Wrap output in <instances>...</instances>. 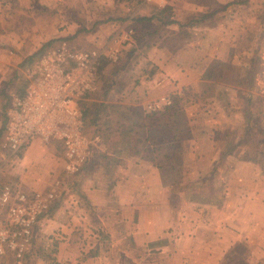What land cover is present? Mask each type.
<instances>
[{
  "label": "crops",
  "instance_id": "0c3cea01",
  "mask_svg": "<svg viewBox=\"0 0 264 264\" xmlns=\"http://www.w3.org/2000/svg\"><path fill=\"white\" fill-rule=\"evenodd\" d=\"M164 1L165 5L163 6L165 7L161 9L160 0H153L152 3L143 5H138L140 1L137 0H77L81 9L85 4L93 5V11L84 20L71 19L57 13L52 15L53 17L58 15L62 21V25L53 34L56 37L52 36V39L56 41L52 42V45L67 42L74 48H81L82 44L92 45L94 42L98 43L99 40H101L100 43L103 41L101 47L78 50L104 47L109 37L121 24L130 22L135 30L134 46L132 45L131 50L127 49L129 52L126 62L121 51L119 64H105L101 73L100 90L102 93L98 99L102 103L104 114L100 112L98 116L109 117L111 125L116 123L121 127L130 126V130H133L136 138V134L143 130L148 137L145 119L149 114L160 113L158 111L149 113L147 109L149 105L162 98H172L180 94L178 91H183L187 87L209 83L203 79L209 65L203 63L202 56L199 60L194 61L184 59L186 51L203 52V49L189 48L184 45L173 49L171 45L173 41L168 40L170 35H175L177 30L186 31L188 27L184 26L183 19L186 15V20L189 19L190 15L186 11L195 5L194 1ZM218 1L221 5L230 2ZM18 3L22 6L21 10L29 15L34 11L33 8V11L28 10L31 9L28 7L30 5H38L43 7L42 9L48 10L61 5L62 0H25V2L0 0V23L3 22L5 16H15V8L18 7ZM7 6L10 8H6ZM165 9H169L171 12L169 20L172 23L170 24H165L159 19L160 13ZM38 12L34 13L35 16H41L42 19L53 18L51 15H47L48 13L36 15ZM90 23L92 24L90 25ZM80 28H86L88 31L80 35L82 38L79 37L80 39L76 42H69V39L77 35ZM38 36L45 35L39 32ZM11 37V31L0 34V38L6 43L12 42ZM47 42L48 40L44 41V43ZM22 44H20L21 47ZM41 45L36 44L31 50H36V47ZM20 49H24V45ZM20 51H9V53L14 56L13 53ZM9 58L13 62L18 61V57ZM204 59L207 58L204 57ZM220 61L227 62L224 58H221ZM1 63L3 62H0V65ZM8 65H10L7 68L9 70L17 68L13 63ZM5 78L3 76L1 80ZM26 80L28 82L27 78ZM25 90L23 89L20 95H23ZM9 105L10 102L6 109ZM198 106L199 104L196 103L191 107L185 105L184 126L180 128L179 125L176 126L177 130L175 129L176 134L183 132L187 135V139L183 141L185 144H182L184 174L180 179L183 185L180 189H173L167 182V169L164 167V162L160 163L156 160L150 141L138 146H135V143L131 144L137 148L135 153H132L133 150L131 151L129 145L128 147L126 145L119 147L113 144L108 148L106 146L107 149L103 154L97 150L94 154L93 150L92 156L85 164L86 166L90 162L92 165L90 167L93 169L91 172L86 171L88 173L79 179L77 193L81 196L79 195L80 201L76 200L77 203H80L78 204L79 210L83 209V205H85V209H88L85 214L87 217L90 216L89 221L92 225L101 223L103 236L99 240L96 239L95 243L92 242L93 247H96V243H100L101 240L104 239L103 243L107 240L106 235L108 236L107 233L111 229L108 220L110 215L114 216L113 214L116 212L121 219L120 223L125 224V228L129 229V241L137 250L149 256L152 254L161 256L167 250L166 257L171 261L176 259L177 264H216L224 256L222 251L216 250L218 246L233 245L230 238L228 241L222 239L223 236L230 237L231 234L228 231L235 234L236 241L239 237L244 238V236L247 238L264 237V172L260 162L253 161L245 155L248 146L243 142L244 129L241 123V119L245 117L244 113L237 108L235 142H233L235 156H233L234 151L231 153L232 155H225L227 157L223 160H227L225 165L221 161L223 152L220 145L224 142L227 143V138L225 137L223 140L224 136L221 132L224 123L229 124L228 127L231 128V125L234 124L233 117H229L228 113L225 116L221 112L219 116L215 113L211 116L204 113V107L200 108V106L195 111ZM116 119L118 120L115 121ZM6 120L7 112L5 114L4 110L0 109V130L5 122L7 124ZM102 121L98 122L103 123ZM229 133L231 140L233 135L232 132ZM156 138L157 142L161 143L159 135ZM2 151L1 148L0 166L3 162ZM170 158L168 159L170 161L167 162L169 164L171 163ZM64 166L62 144L46 145L41 140H35L22 150L17 161L9 167L11 168L9 175L13 186L29 194L47 192L54 186L61 171H64ZM221 166L225 167L224 170L221 169ZM168 169L172 170L171 166ZM218 173L220 176H217ZM207 175H210L213 187L221 179L222 192L220 195L223 199L220 202L216 200L217 189H213L207 195L203 194V191L201 192ZM65 203L66 201L61 204L54 203V207L52 206L53 208L50 209L53 212L52 219L58 218V215L66 212L68 217L70 216L71 211L68 210V205L64 206ZM205 216H207L206 219ZM63 219L65 218L63 217L58 222L53 220L48 223L45 219L43 223L42 219V222L39 223L41 225L39 234L42 239H46L50 229L55 228L63 233L67 229L79 225L72 222L73 218H70L71 220L67 224V220ZM186 223V227L192 230L183 236L177 229L182 225L185 226ZM92 225L89 226L92 229L95 228ZM207 229L221 231V233H216L217 235H213V239L210 240V234L203 233ZM110 233H112L111 230ZM95 236L97 237V233ZM220 236L222 237L220 238ZM247 238L244 239L251 243V240L248 241ZM78 242L77 235L69 236L66 242H56V250L59 251L58 264H106L107 259L101 257L98 251L92 258L86 253H82L84 249ZM196 243L198 246L195 245ZM261 243H264V239ZM212 245L218 246L210 250L209 246L212 247ZM146 248H148V254H145ZM35 261L36 264H45V258L35 259Z\"/></svg>",
  "mask_w": 264,
  "mask_h": 264
},
{
  "label": "rangeland",
  "instance_id": "374dc122",
  "mask_svg": "<svg viewBox=\"0 0 264 264\" xmlns=\"http://www.w3.org/2000/svg\"><path fill=\"white\" fill-rule=\"evenodd\" d=\"M21 1L25 2V0ZM191 1H194L193 4L195 5L189 7V11H186L190 16L189 19L186 20V15L183 19V23L189 22L193 18H198L199 14L208 13V18L203 23L193 25V27H188V30L186 29V31L177 30L178 32L176 31L175 35H170L168 40L175 43L173 44L171 42V45L173 46L172 48L177 49V46L181 45L183 47L184 45L189 46V48L197 47L201 50L203 49V52L186 51L184 53V59L194 61L199 60L202 56L203 63L209 65L210 68L212 67V64L221 62V58H224L227 62L221 63H225L224 65H226V68L221 69L220 74L223 75L222 79H220V77L216 79V75H214L211 80H207L209 83L206 82L203 83V85L196 84L191 87H187V89L183 91H178L180 94L173 96L171 99L174 102L176 98L180 97L183 99L184 106L186 105L189 107L195 103L199 104L200 108L204 107V113L211 116H213L214 113L218 116L221 113L224 115L228 113L229 117H233L234 124L231 125V128L228 127L229 124L224 123L223 130L221 132L224 136L223 140H225V137L227 138V143L224 142L220 145L223 152L221 161L227 158L225 155H232L231 153L233 151V154L235 153V144L233 142H235V113L238 108L240 112L244 113L243 116H245L244 119H241L242 121L240 120L242 128L244 129L243 142H245L248 146V151L245 155L253 161L260 162L261 169L264 172V0H224L230 1L224 5L219 4L218 0ZM140 4L141 3L139 2L138 5ZM25 5L26 4L24 3V6ZM17 6L18 7L15 8V16H5L3 22L0 23V34H5L9 31L12 33V42L6 43L2 40V38H0V62H3L0 65V109H3L5 114L7 103L11 100V95L14 93L20 94L23 89H26L28 83L26 80V71L30 65H32L34 61H37L45 52L50 50L51 47L53 48V46L55 47L59 45V43H54L51 47H47L46 50L36 56L33 59V62L29 64V56L36 53L44 44L56 42L55 39H52V36H54V32L62 25V21L58 15L63 14L65 17H69L71 19L76 18L84 20V18L91 14L94 9L92 4H85L81 9L77 0H62L61 5L51 7L48 10H44L45 8L42 9L43 7L41 8L38 5H30L28 7L31 9H27L34 11L33 14L28 15L21 10L22 6H20L19 3ZM10 7L7 6L6 8ZM8 11H10V9H8ZM36 12H38L36 15H42L44 13H48L47 15L51 16L55 15V13L58 15L54 17L52 16L53 18L42 19L40 18L41 16H35L34 13ZM91 24L92 23H90V25ZM39 32L44 33L45 36L39 37ZM134 39L135 38H133V42L130 45L125 47V50H121L122 57L125 59V62L127 53L131 50V47L133 48L134 46ZM43 40H48V42L44 43ZM100 41L101 40H99L96 44L94 42L92 45H89L88 43L82 44L80 49L101 47L100 45L103 44V41L101 43ZM21 43H23L22 47L20 45ZM36 44L42 45L37 46L36 50H31ZM23 45L24 49H20L23 48ZM127 49L129 50L127 51ZM9 51L20 52L13 53V56L9 53ZM9 57H18V61L13 62ZM204 57L207 59H204ZM10 63H13L17 68L13 70L7 69L9 68L10 65L8 64ZM252 65L254 66V72H251ZM231 66H233L234 69L229 68ZM3 76L6 78L1 80ZM222 85H224V87H222ZM101 93V90H99V93L96 96H93L91 99L84 102L87 110L85 133L93 144L94 154L96 152L95 150H97L100 154H103L108 146H112L113 144L114 146L118 145L119 147L125 145L126 147H128V145L131 146V144L134 143V138H136L133 130H130V126L121 127L116 123L111 125V119H109V117H95L98 112L96 109H99V113L102 112V114H104V109L101 106L102 103L98 101ZM199 106L195 109V111L199 109ZM89 112H92L91 116ZM100 120H103V123H99L98 121ZM117 120L118 119L115 121ZM145 122V127L148 128L150 121L146 118ZM168 123L169 121L167 119L164 120V125H162L163 128L152 130V134L155 137H158L159 135L161 146L166 148L160 154L155 153L156 160L159 159L160 163L164 162V167L168 172L166 173L168 175L167 182L171 184L173 189L176 190L182 188L183 186L180 181L184 174V149L182 144H185L183 141L187 139V135L183 132L181 134L178 133L177 135L179 138L177 140L173 139L172 136L174 134L176 135V132L174 127L170 126ZM229 132H232L233 135L231 140V134ZM136 135V139H139L143 144L144 142H149L148 139L151 134L149 133L147 137V134L145 135V131L143 130L139 131ZM177 142L179 143L175 146ZM0 144L1 151L4 141L0 140ZM51 144L62 143H55L53 141ZM233 156H235V154ZM169 158L171 159L170 164L167 163L170 161L168 160ZM226 161H223L225 165ZM12 164H7L3 167L0 166V187L5 184L12 185V181L10 179L11 176L9 175L11 171V168L9 167L12 166ZM90 166L92 165H90L89 162L80 174L76 175L78 177L73 176L76 178L64 174L65 170H62L60 173L61 175L57 178V180L62 182L63 190L56 203L61 204L66 201L64 206L68 205V210L71 211L70 216L68 217L66 212L64 213L65 215L60 214L58 215V218L52 219L53 212L50 211L40 219L41 222L43 219V223L45 220H47L48 223L53 220L58 222L64 217L65 219L63 220H67V224V222L71 220L70 218H73L72 222L78 223L79 225L77 227L67 229L63 233L57 231L55 228L50 229L49 233L46 235V239L43 240L39 234L41 225L38 224L35 229L34 244L29 249L25 259L19 264H36L35 259H47L53 256V252L56 250L57 246H55L56 242H66L71 235H77V238L79 239L78 243L81 244V247L85 250V252L83 250L82 253H86L90 258H92L98 251L101 257L107 259L106 264H177L176 259L171 261L170 258L168 259L166 257V253L168 252L167 250L161 256H154L153 254L152 256L144 255L143 252L137 250V248L130 243L128 233L129 229L125 228V224L120 223L121 219L118 216V212L114 213V216L110 215L108 220L110 222V230L112 233H110V230L108 231L109 233L107 234L109 237L106 235L107 240L103 243V239L100 243H96V247L92 246L96 239L99 240V238L103 236L101 233V223L99 225H92L90 223L91 221H89L90 216L87 217L85 214L88 209H85V205H83L84 210H79L80 208L78 204L80 203L76 202V200L80 201V194L77 193L78 181L83 175L88 173L86 171L91 172L93 168ZM170 166L172 170L168 169ZM222 168L223 167L221 166V169ZM217 176H220V174L218 173ZM217 182L218 183L213 187L211 185L210 175H207L206 180L203 182L201 192L203 191V194L207 195L213 189H217L216 192L218 193H215L216 200L217 202H220L221 199H223V197H221L222 195H220L222 192L221 179ZM70 195L72 196L70 197ZM224 197L226 198V196ZM189 198L191 197L189 196ZM2 212L3 209L0 208V214ZM81 216L83 218H80ZM206 217L207 216L204 218L206 219ZM187 223L185 226L182 225L179 229H177L179 234L184 236L189 234L188 232L192 230L186 227ZM89 225L95 226V228L92 229ZM204 226L207 228L206 223H204ZM79 228H81V230H78ZM250 231H252V229H250ZM93 232L97 233V237L95 236L96 233L93 234ZM203 233H209L210 240H212L214 237L213 235L216 233L220 234L221 231L207 229L206 232ZM228 233L231 234L230 237L225 238V236H220V238L222 237V239H226V241L230 238L233 245L209 246L210 250H213L214 247L218 246L216 250L222 251V254H224L222 260L217 261L216 264H264V243H261L264 237L261 238L252 236L251 238H247L244 236V238H247L248 241L251 240V243H248L243 237V239L239 237L237 239L238 241H236L235 234H232L229 231ZM93 236H95L94 239ZM195 245L198 246L197 243ZM147 250L148 248H146L145 254H148ZM56 252L57 253L55 255L57 258L59 251L56 250ZM150 253L152 252L150 251ZM0 264H17V262L13 258L8 257L7 259L0 261Z\"/></svg>",
  "mask_w": 264,
  "mask_h": 264
},
{
  "label": "built area",
  "instance_id": "2783aa9c",
  "mask_svg": "<svg viewBox=\"0 0 264 264\" xmlns=\"http://www.w3.org/2000/svg\"><path fill=\"white\" fill-rule=\"evenodd\" d=\"M153 0H141V5ZM165 1L160 0L163 9ZM135 30L127 21L120 25L102 48L78 50L67 42L45 52L27 69L28 84L23 95H11L7 110L3 162L17 161L20 153L35 140L49 145L62 143L65 174L76 176L93 154L85 134L84 102L100 90L101 66L117 65L121 49L133 42ZM162 98L148 106V112H162L173 105ZM57 180L47 192L29 194L5 184L0 190V261L13 258L21 263L34 244L35 229L62 194Z\"/></svg>",
  "mask_w": 264,
  "mask_h": 264
},
{
  "label": "trees",
  "instance_id": "16d2710c",
  "mask_svg": "<svg viewBox=\"0 0 264 264\" xmlns=\"http://www.w3.org/2000/svg\"><path fill=\"white\" fill-rule=\"evenodd\" d=\"M170 14H171V12L169 11V9H165L162 13H160V16H159L160 18L159 19H161V22H163L165 24H170V23H172V21L169 20ZM207 18H208V13L199 14L198 18H195V19L193 18L189 22H185L184 26L185 27H191L193 25H197V24L203 23ZM144 21H146V20H144ZM86 31H88L86 28H80L79 32L77 33V35H75L71 39H69V42H71V43L72 42H76V40H79L80 38H82V37H80V35L84 34ZM51 43L52 42H50L49 44H44L36 53H34L32 56H29L30 57L29 61H28L29 64H31L33 62V59L36 56L40 55L44 50H46L47 47H51L52 46ZM77 49H80V48H77ZM224 64L225 63L222 64L221 62H216V63L212 64V67H210V68H208L206 70L205 74L203 75V79H205V80H209L210 79L211 80V78H213L214 75H216L215 76L216 79L219 78V77H220V79H222L223 75H221L220 73H221V69L222 68H226V65H224ZM103 68H104V65L101 66V73L103 71ZM229 68H233L234 69L233 66H231ZM235 69H237V68H235ZM251 72H254V66L253 65L251 66ZM7 109H6V112H7ZM184 109H185V106H184V103H183V99L178 97V98H176L174 100L173 105L171 107L165 109V111L160 112V113L149 114L147 116V119L150 121L149 122L150 125H148V128H149L148 132L151 134L149 139H148V141L153 143V144H150V145H152L154 153L160 154L166 148L161 146L160 143L156 142L157 138L152 134V132H153L152 130L158 129V128H163L162 125H164L163 122L166 119L169 121L168 124L170 126L174 127V129L177 130L176 126H179V125H180V128H181L182 126H184V119H183ZM82 110H83L84 120H85V124H86L87 110L85 108V105H84ZM96 110L98 112L96 113L95 117L97 116V118H98V115L100 114L99 113V109H96ZM89 114H91V113L89 112ZM5 127H6V122L4 123L3 128L0 130V140H2V141H4V137H5ZM176 135L174 134L172 136V138L177 140L178 139L177 138L178 135L177 136ZM134 143H135V146L136 145L138 146L141 143V141L139 139L134 138ZM135 146H129V148H131V151L133 150L132 153H135V150L137 149ZM157 160L160 161L159 159H157ZM76 177H78V176H76ZM76 177H73V178H76ZM55 246H56V244H55ZM56 253L57 252L55 250L53 252V256L45 259V264H58L57 258H56V255H55Z\"/></svg>",
  "mask_w": 264,
  "mask_h": 264
}]
</instances>
